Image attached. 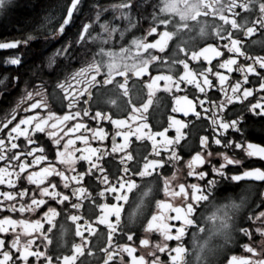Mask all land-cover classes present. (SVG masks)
Masks as SVG:
<instances>
[{"label":"snow or ice","instance_id":"obj_1","mask_svg":"<svg viewBox=\"0 0 264 264\" xmlns=\"http://www.w3.org/2000/svg\"><path fill=\"white\" fill-rule=\"evenodd\" d=\"M11 3L12 0H0V12ZM81 3L82 0H70L56 33L64 34L66 27L75 26L74 12L79 11ZM217 3L218 0H157L147 16L142 12L139 15V20L148 21L143 34L134 35L129 42L121 43L118 50H114L115 42L123 40L124 33L136 26L138 21L132 14L134 10L139 11L141 5L138 0H119L109 6L118 13L113 21L119 18L127 22L123 28L108 19L101 21L105 9L96 6L100 10L95 13L94 21L89 18V23L79 26L74 40L67 43L61 41L59 47L54 48L47 62L51 69L50 75L55 80L52 92L45 94L41 86L28 91L22 98L30 101L26 112L30 109H49L47 114L41 116L37 111L26 115L8 129L5 137H0V161H4V166H0V185H7L9 189L0 191V211L37 213L34 218L14 219L11 215H4L0 218V233H7L10 228L15 231L19 226L29 237L33 233L38 234L36 238L40 239L43 250L39 245L33 248L35 238L22 244L17 235L7 246L5 240L0 238V264H77L78 258L86 253L88 256L93 255L89 241L100 225L107 230V244L102 249L103 264H189V255L193 256V264H214L212 257L232 243L237 234L251 241L252 225L245 227V220L253 223L259 221L255 231L264 236V199L257 206L260 210L252 211L239 221L237 219L247 203L250 186L241 189L238 202L231 196L226 197L225 202H219L214 194L219 180L239 182L249 179L264 182V73L257 70V66L264 70V55H250L244 48L246 38L258 31L264 33V0H231L226 11L218 9ZM253 3L254 9L251 7ZM249 11L256 14L249 18L244 15ZM209 15L221 22L214 29V35L219 41H224L222 45L207 43L199 48L188 47V40L181 38L176 40L168 56L149 52L158 50L164 53L173 37L191 30L188 21L198 22L199 17ZM173 20L176 21L174 24ZM92 22L99 26L96 36L89 32ZM197 35H206L204 25L200 26ZM27 39L33 37L29 35ZM89 40L99 41L98 52L84 59L79 67L73 66L70 61L85 49ZM109 41H113V46L105 47ZM21 43L19 40L0 42V49L16 48ZM23 43H27V40ZM252 43L264 46V35ZM221 46L232 55L218 62L213 71L212 60L222 56ZM57 57L60 59L57 60ZM239 57H243L245 62H238ZM201 58L208 67H190V62L200 61ZM8 63L19 65L21 60L16 56ZM177 65L182 68L174 75L172 72ZM159 68H167L168 72L154 75L153 72ZM221 69L229 74L236 71L241 74V79L226 87L229 76L223 74ZM209 74L217 78L223 98L208 95V90L216 87ZM249 75L259 77L257 86H245L250 84ZM132 77L138 78L147 91L146 99L139 104L133 103L130 95L129 80ZM161 81L165 92L171 93L173 89L179 92L183 84L192 85L196 91L204 94L203 98L197 96L196 99L210 124L206 134L199 136L195 153L186 161L185 176L195 178L196 182L185 180L173 184L176 180L175 169L183 159L179 146L186 137L182 131L187 127L186 122L169 115L167 126L155 131L148 123L146 114L155 93L161 88ZM108 85H112L109 91H115L116 94L106 95L103 103L117 109L121 104L127 105L125 116L114 117L110 110L102 108L92 111L94 93L91 89ZM254 92L260 95L245 105L244 110L250 113L247 124L243 123V112L226 114L228 105L253 97ZM49 97L53 102H59L61 108L66 106L69 111L59 115L57 111L60 109L52 111ZM228 111L234 112V109ZM171 112L183 113L185 117L193 113L196 118H201V112L196 110L188 95L175 96ZM82 116L90 117L97 125L107 121L113 126L110 149L102 143L109 135L103 126L89 127L77 122L67 129L62 127L65 122ZM10 122L5 121L0 129L7 128ZM170 128L175 129L174 137L167 135ZM81 129L84 132L62 143L61 132L67 136ZM85 133H91V139L101 143L93 147L89 143V135ZM37 134L46 135L48 141ZM133 136L136 141L150 142L151 148L147 154L129 150ZM20 137H23V142L18 144L16 141ZM118 137L122 138L121 142H118ZM77 141L83 147H75ZM213 144L231 147L233 154L219 150L214 153ZM6 148L10 155L6 154ZM236 150H240L242 155H237ZM213 155L221 159L213 162ZM244 157L258 158L261 164H246ZM13 161L16 163L13 164ZM78 161L84 162L79 169L76 167ZM148 177L154 179L146 183L147 190L142 189L138 199L129 204V193ZM21 178L22 182L17 186ZM157 183L164 197H180V206H174L167 199H155V211L145 216L143 221H138L144 198ZM261 196L264 197V192ZM61 215L71 223L73 236L79 241L72 242L71 254L55 255L54 259L53 254L48 252L52 243L48 233L55 227V218ZM45 225L48 227L45 228ZM137 225L145 232H159L164 241L175 240L178 243L174 247H169L167 243H156L151 250L153 258L149 261L143 254L136 255L134 237L141 246L147 247L151 243L149 239L137 236L134 231ZM189 231L191 248L186 246L184 240ZM66 232L62 224L59 229L62 243ZM242 247L251 256L232 255L224 264H264V249L258 250L250 243H243ZM157 251L167 252L168 260L161 261L155 255ZM124 254L128 259H125ZM258 255L260 258H256ZM30 258L34 259L30 261Z\"/></svg>","mask_w":264,"mask_h":264},{"label":"flooded vegetation","instance_id":"obj_2","mask_svg":"<svg viewBox=\"0 0 264 264\" xmlns=\"http://www.w3.org/2000/svg\"><path fill=\"white\" fill-rule=\"evenodd\" d=\"M119 0H82V3L78 6L79 11L74 12L73 19L75 21V26H69L65 28L64 34L56 33V29L63 19L66 8L70 5V0H12V3L8 6V8L2 12H0V42H10L13 40L22 41V43L16 48L9 49H0V125H3L5 121H11L8 124L7 128L0 129V137H5L8 129H10L15 123H17L22 117L26 115L34 114L39 111L40 115H46L49 109H30L29 111H25V108L28 106L30 101L22 100L23 97L26 96L28 91H34L37 87H43L45 94L51 93L52 89L55 86V80L51 77V69L47 66L48 57L53 54L54 48H58L61 41L71 42L75 39L76 34L78 32L79 26L82 23H89L90 19L94 21L95 13L100 10V7H103L105 10L101 14V21L108 19L113 21L114 16H118L110 5L114 3H118ZM141 7L139 11H133V17L136 21V26L131 28L127 32L124 33L123 40H117L115 42V49L118 50L119 45L121 43L129 42L133 36H140L143 34V31L147 28L148 21L147 20H139V15L142 12L145 16L148 15L152 11V5L157 2V0H138ZM231 3V0H218L217 7L218 9L223 8L224 11L227 10V5ZM100 6V7H96ZM253 9L255 8V4L253 3L251 6ZM256 13L254 11H249L244 15L251 18ZM176 21L173 20V24ZM113 23L119 25L123 28L126 25V21L123 19H115ZM191 25L190 31H184L178 33L176 37H173L171 41H169L168 47L165 49L164 53L158 52V50H149L152 54L160 55L162 57L168 56L171 54L175 47V43L177 39H187L188 47H201L206 45L207 43H219L222 45L224 41H219L214 35V29L220 25V21L217 18H214L212 15L207 17L201 16L196 21H188ZM201 25L206 27V35L199 36L197 32ZM171 28L172 25L170 24ZM227 27V26H225ZM89 32L96 36L99 32L98 24L92 22L89 28ZM31 35L33 39L28 40V36ZM117 37L119 33L116 34ZM261 35L264 33H260L259 31L255 33L252 37L246 38L244 42V48L250 55H264V46L261 44H253V40H259ZM191 37H195V39H191ZM27 40V43H23V41ZM98 40H89L85 49L81 50L80 53L73 58L70 63L79 67L84 59L90 58L93 52H98ZM113 41H109L105 47H112ZM79 49V45L76 46ZM222 52V56L214 57L212 60L213 71H215V65L228 58L230 53L222 46L220 48ZM142 55H148V53H142ZM19 56L21 63L19 65H11L8 63L12 58ZM60 57H57L59 60ZM238 62L244 63V58L239 57ZM170 63V61H169ZM206 61H203L201 58L200 61H192L190 62V67L192 68H200V67H208ZM182 66L177 65L173 69L172 74L175 75L176 72H179ZM235 68V66H234ZM257 70L259 72L264 73V70H261L257 66ZM223 74L229 76V80L226 81V87L234 83L237 79H241V74L233 71L231 74L227 73L226 70H220ZM158 72L167 73V68H159L156 69L153 74H157ZM209 78L213 80V83L216 87L208 90V95L212 98H223V94L219 91V85L217 78L209 74ZM119 79V77H117ZM249 85L245 86H257L259 83V77L249 75ZM41 82L43 84L41 85ZM161 83V88L155 93L153 97V103L149 107L147 118L148 123L151 125L152 130L155 131L157 129H163L167 126V117L169 115H174L178 119H182L186 122L187 127L182 129L184 133H186L185 139L181 140L179 150L183 154V159L177 164L176 171V180L173 181V184L177 182H184L188 180L190 182H196L193 177H186L185 173L187 171L186 161L190 158L191 155L195 153V150L198 148L199 136L202 134H206V129L210 124V121L207 120L203 110L199 106V102L196 99L197 96L203 98V93H199L194 89L192 85H181V91L177 92L175 89L171 93L165 92L163 90V81ZM112 88V85H108L105 88H98V86L93 87L91 91L94 93L92 100L94 103L91 104L92 111H95L98 108H102L106 111L110 110L111 114L116 116H125L127 114V105L121 104L120 107L114 108L105 103H103L106 95H115V91H109ZM129 90L130 95L132 96L133 103L139 104L143 102L147 97L146 89L141 85L140 80L138 78L132 77L129 80ZM230 94V88H229ZM188 95L189 99L193 100L194 105L196 106V110L201 112V118H196L193 113H189L187 117L183 115V113H172L171 107L174 106V98L175 96ZM260 95L258 92H254L253 97H249L242 102H236L234 105H228V108L225 110L227 115H234L235 112H243L245 116L244 124L248 123V116L250 113H247L245 109V105L248 104L249 101L253 100L256 96ZM38 98V97H37ZM80 105L78 104L77 107ZM207 106V104L205 105ZM49 108L52 111H57V114H63L66 111H69L66 106L61 108L59 102H53L49 97ZM228 109H234V112H229ZM13 113H15V119H13ZM77 122H83L89 127L103 126L105 130L109 133L108 137L105 141H103V145L108 149L111 148V136L113 133V126L107 121H101L100 125H97L96 121H92L90 117H80L76 120H69L65 122L62 127L67 129L72 127ZM84 132L83 129L78 133H69L67 136L64 135L63 132L60 133L63 136L62 143H64L68 138H75L76 135ZM89 135L90 140L89 143L95 147L98 146L101 142L92 140L91 133H85ZM40 135L45 141H48V137L44 134ZM167 135L169 137L175 136V129H169ZM229 135H231V130L229 131ZM122 138H117L118 142H121ZM132 143L130 145L129 150H136L140 154H147L150 151L151 144L150 142L144 141H136L135 137L131 138ZM18 144L23 142V137H20L17 141ZM50 142V141H49ZM6 145H8V141L6 140ZM75 147H83L80 141L76 142ZM216 150L226 152L228 154H233V150L231 147L217 146L212 145V151L215 153ZM17 151V150H11ZM6 154L10 155L11 153L7 151ZM237 155H242L240 150H236ZM77 155H79L77 153ZM118 155V154H116ZM106 159H110L106 158ZM212 161L215 162L220 160L219 156L213 155L211 157ZM246 164H251L254 166H259L261 162L258 158H248L244 157ZM13 164L16 162L13 161ZM84 164L83 161H78L76 164L77 169H79L80 165ZM0 166H4V161H0ZM86 167V165H85ZM171 167V165H168ZM199 167V166H198ZM154 177L144 178V183H138L136 189H133L131 193H129V204L133 202L134 199H138V196L141 194V190L146 189V183L148 181H152ZM219 179V178H218ZM21 181L17 182V186ZM250 186V191L247 193V203L245 207L241 210L238 216V221L241 218H244L246 215H250L252 211L260 210L257 206L261 199L264 197L261 196V193L264 192V182L252 181L249 179H242L239 182H231L226 180H219L217 184L214 194L217 197L219 202H225V198L231 196L234 199H237L238 202V194L241 192V189L248 188ZM9 190L7 185H0V191ZM155 199H167L169 203H172L174 206H180V197H164L162 188L160 184L157 183L153 185V190L149 193L147 197L144 198L145 203L142 208L140 215L138 216V221H143L144 217L149 215V213L155 211L154 200ZM55 206V205H53ZM211 209H209L210 211ZM128 211V205L125 206V213ZM4 215H11L12 218H34L37 213H24L20 214L19 212L15 213H7L4 211H0V218ZM172 223H178L173 221ZM55 227H53L52 232L48 233L50 238L52 239L51 245L48 247V252L53 254V258L55 259V255H63V254H71V244L72 242H78L79 238H75L73 236V226L70 222L65 221L63 215L58 216L54 220ZM67 229V232L64 236V242L62 243L60 240L59 229L61 225ZM252 225L250 231H252L251 241H249L248 237L242 236V234H237L236 239L225 246L224 248L218 250L217 254L212 257L214 264H224V262L229 259L232 255L238 256H251L250 253H247L243 247V243H250L251 246L257 248L258 250L264 249V236H261L258 232L255 231V228L259 225V221L253 223V221L245 220V227ZM48 225H45L47 228ZM106 228L103 225H100L97 228V231L94 235L91 236L89 241V247L93 249V255L88 256L87 253L84 256H81L77 260V264H103L104 253L102 249L107 244L106 237ZM137 236L139 238H146L150 240V245L147 247L139 245L138 239L134 237L135 245L137 248L136 255L143 254L147 260H151L153 257L151 255V250L154 248L156 243H167L169 247H174L178 242L175 240L172 241H164L163 237L159 232L155 230L151 232H145L143 228L137 225L134 228ZM19 235L21 243H25L30 238L34 239L33 248L37 245L41 247L43 250V245L38 237V234L33 233L32 237L25 235L22 229L17 226L16 230L13 231L11 228L7 233H0V238H3L6 242V246L8 242H10L13 238ZM87 235V233H86ZM185 244L187 247L191 248L190 245V231L189 235L185 238ZM15 252V250H13ZM156 256H159L161 261H167V252L160 253L156 252ZM125 259L127 255L124 254ZM256 258H260L259 255ZM34 258H30V261ZM189 264H193V256L189 255L187 257Z\"/></svg>","mask_w":264,"mask_h":264}]
</instances>
